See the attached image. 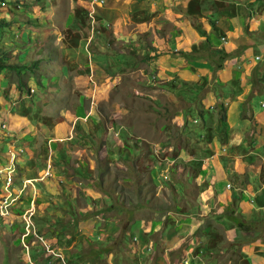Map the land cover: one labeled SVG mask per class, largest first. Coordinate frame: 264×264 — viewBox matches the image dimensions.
<instances>
[{
	"label": "crops",
	"instance_id": "obj_1",
	"mask_svg": "<svg viewBox=\"0 0 264 264\" xmlns=\"http://www.w3.org/2000/svg\"><path fill=\"white\" fill-rule=\"evenodd\" d=\"M58 4V12L68 7V13L63 10L55 27L40 15L38 5L31 6L30 18L42 17L43 23L31 25L32 38L5 59L18 66L0 70V201L10 204L3 219L6 225L28 232L29 241L48 232L49 243L60 252L71 245L77 252L82 245L85 250L84 244L95 240L96 232L118 229L110 218L95 230L93 217L113 211L106 203L99 209L96 204L103 196L95 182L101 172L95 162L110 154L109 131L117 147L130 148L131 143L140 149L148 141L146 130H127L126 95L117 87L126 71L142 73L145 66L150 67L146 85H136L146 87L155 104L165 96L177 106L169 121L168 133L174 139L165 148L174 150L168 152L169 160L182 161L172 171L180 177L185 169L184 179L196 186L199 209L209 210L212 202L231 203L245 217H258L263 188L256 200L251 191L264 181V104L254 108L255 100L264 95V0ZM8 34L3 31L0 37L4 49L9 47ZM138 34L151 46L145 51L152 57L149 64L124 70L120 64L105 65L98 59L107 55L108 45L134 41ZM258 48L263 61L256 64L253 58L262 56ZM150 73L158 79L149 78ZM132 87L136 94H145L135 84ZM197 93L199 105L194 110L190 105ZM122 129L128 141L117 138ZM148 176L157 181L153 171ZM174 184L171 191L179 193V183ZM165 213L171 218L165 246L176 248L174 235L193 223L187 212ZM28 214L27 223L23 216Z\"/></svg>",
	"mask_w": 264,
	"mask_h": 264
},
{
	"label": "rangeland",
	"instance_id": "obj_2",
	"mask_svg": "<svg viewBox=\"0 0 264 264\" xmlns=\"http://www.w3.org/2000/svg\"><path fill=\"white\" fill-rule=\"evenodd\" d=\"M12 1L13 3L8 5L10 12L7 15L12 25L9 21L10 27L3 28V31L9 33L7 42L9 47H6V50L3 47L4 40L0 38V59L4 60L12 57L10 53L14 48L23 49L32 38L35 29L32 30L31 25L40 27L44 17L52 27L59 26V17L63 10L68 13V7H63V10L58 12L60 10L58 2L69 0ZM17 1L19 5L15 6ZM32 5L39 6L40 15H43L41 18H30L34 16ZM14 22L18 23V26L13 24ZM148 46L150 45L147 38L138 34L134 41L112 43L108 48L105 42L104 49L107 48L105 50L107 55L102 58L97 54L96 57H100L98 59L105 65L120 64L124 70H129L140 63L149 64L152 57L145 52ZM259 51L262 56L258 59L253 58L256 64L263 61V51L260 49ZM36 52L37 50H32V53ZM246 60L252 61L250 57H246ZM119 68L120 66L117 70ZM146 72H150L149 66H145L142 73L126 71L121 78L122 83L117 87L120 93L128 97H125L124 106L128 108L130 116L128 119L123 118V123L129 126L127 130L136 127L142 131L146 130L148 141L140 146V149L131 143L130 148L126 145L117 147L111 141V138L115 137L113 131H109L107 148L112 147L110 154H107L105 160L97 157L95 162L101 169V172L96 173L95 182L103 196V200L96 201V204L99 209L106 203L107 209L113 210L111 215L93 217L94 224L98 225L95 230L98 231L104 221L110 218L117 222L118 229L103 235L96 232V239L90 241V244H84L85 250L82 245V249L77 252V246L71 245L60 252L55 247L56 244L49 243L48 232L36 233L38 236L33 235V241H29L25 238L28 232L20 233L21 231L17 229L13 231V228L6 225L3 220L6 217L0 215V264H264V203L260 204V211L255 219L245 217L233 208L231 203L217 202L215 205L212 202L209 210L199 209L196 186L189 179H184V168L178 173L180 177H177L175 173L177 171H172V166L182 161L169 160L167 156L169 151L165 148L174 139L168 132L171 131L170 117L177 106L165 96H161L159 103L155 104L154 99L146 95L147 88L141 89L137 86L146 83ZM151 75L152 73L149 74V78L152 80L158 79L156 75L155 78ZM133 83L136 89L145 90V94H136L132 87ZM199 93L190 105L194 106V110L199 105ZM260 104L261 107L264 104L263 94L255 100L254 108L261 109ZM119 124L117 121V125ZM128 136L122 129L117 138L124 140L129 138ZM97 144H100V140ZM169 150V153L174 151ZM151 171L155 173L156 182L149 181L148 172ZM175 182L179 183L177 186L179 193L170 189ZM262 188L264 199V181L263 185L260 183L250 190L255 200L259 198ZM3 201L6 202L2 199L0 203ZM167 210L187 212L193 223V226L186 225L185 231L181 230L174 235L175 238L177 236L174 245L178 242L176 248L165 246V238H169L167 232L171 227L170 215L165 213ZM153 213L157 215L154 217ZM173 241L174 238L171 243ZM60 243L63 244L61 241ZM253 255L257 258L255 259Z\"/></svg>",
	"mask_w": 264,
	"mask_h": 264
},
{
	"label": "trees",
	"instance_id": "obj_3",
	"mask_svg": "<svg viewBox=\"0 0 264 264\" xmlns=\"http://www.w3.org/2000/svg\"><path fill=\"white\" fill-rule=\"evenodd\" d=\"M11 3H13L12 0H0V34L3 33L4 27H10V22L6 20L5 14L10 11L8 5ZM16 4L18 5L19 3L17 2ZM5 61L6 60L3 59L0 60V70L3 68H14L18 66L17 63Z\"/></svg>",
	"mask_w": 264,
	"mask_h": 264
},
{
	"label": "built area",
	"instance_id": "obj_4",
	"mask_svg": "<svg viewBox=\"0 0 264 264\" xmlns=\"http://www.w3.org/2000/svg\"><path fill=\"white\" fill-rule=\"evenodd\" d=\"M45 175H49L48 171H46ZM8 206H9V204L7 202H5V201L0 203V215H8V213H9ZM26 221L28 223L29 220L26 219Z\"/></svg>",
	"mask_w": 264,
	"mask_h": 264
},
{
	"label": "clouds",
	"instance_id": "obj_5",
	"mask_svg": "<svg viewBox=\"0 0 264 264\" xmlns=\"http://www.w3.org/2000/svg\"><path fill=\"white\" fill-rule=\"evenodd\" d=\"M8 204H9V203H8ZM8 208H10V204H9ZM8 211H9V210H8ZM9 213H10V211H9ZM9 213H8V214H9ZM2 216H6V215H2ZM29 217H30V215L28 214V216L26 217V219H28ZM23 218L25 219L24 216H23ZM26 219H25V220H26Z\"/></svg>",
	"mask_w": 264,
	"mask_h": 264
}]
</instances>
